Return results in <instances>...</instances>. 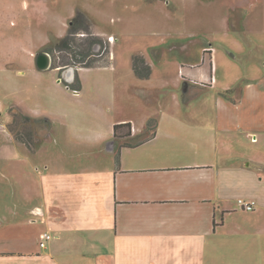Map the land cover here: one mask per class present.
<instances>
[{"label": "crops", "instance_id": "obj_1", "mask_svg": "<svg viewBox=\"0 0 264 264\" xmlns=\"http://www.w3.org/2000/svg\"><path fill=\"white\" fill-rule=\"evenodd\" d=\"M177 47L187 54L192 42ZM203 50L215 72L193 63L175 81L187 72L192 88L223 85L216 117L154 119L151 137L117 148L112 132L82 144L86 149L62 145L55 160L45 152L37 194L0 212V264H248L244 253L250 264L264 262V70L249 66L254 76L233 86L223 55ZM115 59L110 42L106 67ZM122 67L131 71L132 60ZM219 69L227 71L223 84ZM189 87L183 101L173 94L166 108L190 107ZM127 122L130 132L121 127L118 139H136L146 126H111ZM33 137L35 147L41 133ZM238 200L254 202V210H242Z\"/></svg>", "mask_w": 264, "mask_h": 264}, {"label": "rangeland", "instance_id": "obj_2", "mask_svg": "<svg viewBox=\"0 0 264 264\" xmlns=\"http://www.w3.org/2000/svg\"><path fill=\"white\" fill-rule=\"evenodd\" d=\"M77 11L91 19L94 34L111 42L116 66L39 70L38 54L51 39L67 33ZM185 42H192L187 54L177 47ZM34 47L35 54L30 51ZM203 47L227 60L233 86L254 76L249 66L264 70V0H0V212L20 197L37 194L45 152L55 160L62 145L86 149L82 144L90 139L112 135L113 122L130 120L142 131L151 118L214 119L223 85L192 88L187 72L175 81L178 71L193 63L206 74L215 72ZM135 55L148 61L152 77L139 79L132 69H122L125 59ZM226 74L218 70L219 84ZM205 85L211 86L210 81ZM186 86L193 90L192 105L177 109L170 103L166 108L173 94L183 101ZM152 129L145 127L136 139H115V148L146 139ZM33 133H41L35 147ZM32 147L34 154L28 150ZM242 255L250 264V254Z\"/></svg>", "mask_w": 264, "mask_h": 264}, {"label": "trees", "instance_id": "obj_3", "mask_svg": "<svg viewBox=\"0 0 264 264\" xmlns=\"http://www.w3.org/2000/svg\"><path fill=\"white\" fill-rule=\"evenodd\" d=\"M91 27L92 21L87 14L77 11L71 19L67 33L63 37L51 39L49 42L50 45L45 52L49 53L52 58L50 69L62 71L73 67L76 71L79 68L106 67L109 65L110 41L94 34ZM97 47L98 50L95 51L94 49ZM103 54H105V58H101ZM132 70L139 79H147L151 75V67L141 55L132 57ZM75 81L77 80L75 79ZM76 85L80 87L78 81ZM155 125L156 121L149 119L145 127L154 128ZM123 126H126L128 132H130V123L115 124L113 126L115 139L119 138L118 134ZM152 134L151 131V135L147 138L151 137ZM124 145L131 144L124 143Z\"/></svg>", "mask_w": 264, "mask_h": 264}, {"label": "water", "instance_id": "obj_4", "mask_svg": "<svg viewBox=\"0 0 264 264\" xmlns=\"http://www.w3.org/2000/svg\"><path fill=\"white\" fill-rule=\"evenodd\" d=\"M52 58L47 52H41L38 54L36 66L39 70L44 71L50 69Z\"/></svg>", "mask_w": 264, "mask_h": 264}, {"label": "built area", "instance_id": "obj_5", "mask_svg": "<svg viewBox=\"0 0 264 264\" xmlns=\"http://www.w3.org/2000/svg\"><path fill=\"white\" fill-rule=\"evenodd\" d=\"M75 93L77 94L78 92L75 91ZM238 204L240 206V208L244 211H253L254 209V202L252 201H249V202H246V201H243V200H238ZM50 238L49 235L45 234L43 236V240L40 242V247L41 248H44L45 247V243L46 241Z\"/></svg>", "mask_w": 264, "mask_h": 264}]
</instances>
